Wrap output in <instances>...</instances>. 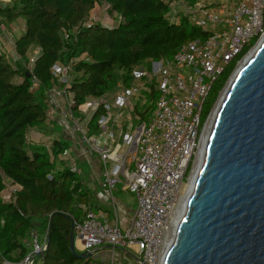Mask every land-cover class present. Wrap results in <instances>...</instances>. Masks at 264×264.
I'll return each mask as SVG.
<instances>
[{
	"label": "trees",
	"instance_id": "obj_1",
	"mask_svg": "<svg viewBox=\"0 0 264 264\" xmlns=\"http://www.w3.org/2000/svg\"><path fill=\"white\" fill-rule=\"evenodd\" d=\"M97 1L0 3L3 23L19 18L25 22L24 32L13 42L15 53L25 63L28 54L37 50L30 72L24 64L14 67L0 54V262H18L28 251V231L35 228L50 233L43 264L95 263L91 257L76 259L69 250L70 227L83 218L81 206L89 197L79 174L69 169L66 160L59 159L63 168L55 170V159L68 150V143L53 139L51 159L44 147L28 145L27 141L28 131L43 128L47 121L48 92L63 86L54 79L52 66L71 64L73 76L67 91L72 95V112L78 114L77 107L89 99L103 96L119 85H129L133 67L170 58L181 44L208 35L186 17H180L178 23L170 22L165 0H104L108 11L119 18L118 23L111 27L97 23L83 26ZM255 42L256 38L244 47L237 60ZM235 64L233 61L227 65L210 85L201 124ZM155 97L154 92L148 95L149 100ZM102 113L99 106L91 115L90 131L96 130ZM138 113L145 118L142 112ZM4 179L19 186L9 200L2 196Z\"/></svg>",
	"mask_w": 264,
	"mask_h": 264
},
{
	"label": "built area",
	"instance_id": "obj_2",
	"mask_svg": "<svg viewBox=\"0 0 264 264\" xmlns=\"http://www.w3.org/2000/svg\"><path fill=\"white\" fill-rule=\"evenodd\" d=\"M165 2L169 4L170 22L178 23L180 17H186L208 35L181 44L170 58L133 67L129 85H119L112 93V101L103 96L91 98L77 107L75 116L72 95L67 91L71 64L55 63L51 68L54 79L63 86L51 89L47 101L50 97H64L63 105L74 132L98 155L101 187L111 194L123 174L125 187L136 201L126 227L108 224L91 209L83 208V218L72 224L77 252H94L106 246L111 252L121 253L118 248H123L143 264H160L173 212L188 184L212 111L211 108L201 124L210 85L231 62L236 63L234 68L238 67L251 47L237 60L241 50L264 34V0ZM92 24L85 22L83 26ZM67 38L65 34L64 39ZM0 54L9 60L1 43ZM36 55V49L28 54L24 66L29 72ZM153 92L156 97L149 100L148 95ZM99 106L103 113L97 119L96 130L90 132V117ZM61 155L69 169L78 173L76 161L68 151ZM10 194L2 196L9 200ZM25 243L28 251L17 263L2 260L0 264H43L47 231L39 234L31 228ZM112 260L105 264H114Z\"/></svg>",
	"mask_w": 264,
	"mask_h": 264
},
{
	"label": "water",
	"instance_id": "obj_3",
	"mask_svg": "<svg viewBox=\"0 0 264 264\" xmlns=\"http://www.w3.org/2000/svg\"><path fill=\"white\" fill-rule=\"evenodd\" d=\"M251 50L223 86L194 183L160 264H264V34ZM69 250L76 259L93 253L77 252L72 225Z\"/></svg>",
	"mask_w": 264,
	"mask_h": 264
},
{
	"label": "crops",
	"instance_id": "obj_4",
	"mask_svg": "<svg viewBox=\"0 0 264 264\" xmlns=\"http://www.w3.org/2000/svg\"><path fill=\"white\" fill-rule=\"evenodd\" d=\"M185 1L190 2L192 0ZM0 3L10 4L11 0H0ZM116 18L118 21L119 18ZM24 30L25 22L22 18H19L9 24L3 23L0 20V43L6 50L7 56L10 57L8 61L14 67H19L23 64L25 65L22 59L15 53L13 47L14 40L20 34H22ZM32 51H34V49ZM62 104L63 102L60 97H50L48 101V108L50 107L54 111L55 109H58V107ZM47 121L45 122V124L47 123ZM38 129L40 128L35 127L31 128L28 131L27 141H29L31 138V140H33L34 142H45L46 139L44 138H46V136L44 134H36ZM64 132L65 135H60L61 139L68 143V155L75 159L79 177L81 178L82 183L88 191L89 200L86 201V205L81 207L91 209L98 215V217L102 221H105L108 224H118L120 227H126L133 216L136 207V201L133 199V195L125 187L126 179L124 175L121 174L119 176V179L111 194L106 193L100 185L102 181V174L98 155L89 150L88 146L80 140L79 136L76 133H74L73 128L67 129L65 125ZM62 158V155H59L58 158L55 159V170H61L63 168L62 165L58 162V160ZM4 184L5 189L2 192L3 196L9 195L10 193L15 192L19 189V186L9 179H4ZM96 250L101 251L102 254L95 257ZM95 251L93 252L94 256H92V258L94 260H97L96 264H105L107 261H109V259L114 257H116L117 260L120 261V263L117 261L118 264H123V260L120 257L121 255H123V253H120V255L116 250L111 252V250L106 246L98 247L95 249Z\"/></svg>",
	"mask_w": 264,
	"mask_h": 264
},
{
	"label": "rangeland",
	"instance_id": "obj_5",
	"mask_svg": "<svg viewBox=\"0 0 264 264\" xmlns=\"http://www.w3.org/2000/svg\"><path fill=\"white\" fill-rule=\"evenodd\" d=\"M89 22L93 23V24L97 23V24H100L103 26L111 27V26L116 25L117 18H116L114 13H110L108 11V6L104 2V0H98L95 3L94 7L89 12V16L87 18L86 23H89ZM236 68H234V70ZM72 76H73V73L71 74L70 78H72ZM116 90H117V87L113 91L103 95V98H105L107 101H112V97H113L112 93L115 92ZM222 92H223V87L219 92L220 96H221ZM62 102H64V97H62ZM216 104H215L214 108L216 107ZM214 108L212 107V109H214ZM65 109L66 108L63 106V104L60 105L58 107V109H55L54 111L50 107L49 108L47 107V114H48L47 120L48 121L43 126V128L38 129V131L36 132L37 135L40 133V134H44L46 136V138H44V139H46L44 143L34 142L33 140H31V138H30V140L28 139L29 140L28 145H37V146L44 147L48 151L51 159H52L51 149H50L51 141L53 139H56L57 137L61 139V136L65 135V132H64L65 125H66L67 129L73 128L72 119L70 118V116L66 115ZM74 115L76 116V114H74ZM73 130H74V128H73ZM90 132H93V131H90ZM32 135H35V134H32ZM52 137H54V138H52ZM58 162H59V160H58ZM64 163H65V161H64ZM132 197L135 200L134 196H132ZM36 225L40 227V224L38 222H36ZM41 232L42 231H40L38 229V233L40 234ZM101 254H102L101 251H98V250L95 251V257L100 256ZM92 256H94V255H92ZM120 257L123 260V264H134V262L131 259L125 258L124 255H121ZM92 260L96 261L95 264L97 263V260H94L93 258H92ZM112 261L114 262V264H118L117 261L120 263V261L117 260L116 257H114ZM104 262H106V261H104Z\"/></svg>",
	"mask_w": 264,
	"mask_h": 264
},
{
	"label": "bare ground",
	"instance_id": "obj_6",
	"mask_svg": "<svg viewBox=\"0 0 264 264\" xmlns=\"http://www.w3.org/2000/svg\"><path fill=\"white\" fill-rule=\"evenodd\" d=\"M252 50L249 52V54H247L243 61L251 54ZM242 64V61L240 62V64L238 65L237 68L240 67V65ZM224 91L225 89L223 90L221 96L219 97V101L221 99V97L223 96L224 94ZM219 101H217L219 103ZM218 103L216 104V107L213 109V111L211 112L210 116H209V119L208 121L206 122L205 124V128H204V131H203V134H202V139H201V142H200V146H199V149L196 153V157H195V160H194V163H193V167H192V171H191V174L189 176V180H188V184L179 200V203L177 205V207L175 208L174 212H173V216H172V220H171V223H170V228H169V231L167 233V236H166V240H165V244H164V248H163V251L161 252V255H163L164 251L166 250V248L168 247V245L170 244L172 238H173V235H174V231H175V228H176V225H177V222L181 216V213H182V210L184 208V205H185V202H186V199H187V196L192 188V185L194 183V180H195V175L198 171V168L200 166V163H201V160H202V156H203V149H204V146H205V142H206V139H207V136L209 134V131H210V127H211V124H212V121H213V118H214V115H215V111L218 107Z\"/></svg>",
	"mask_w": 264,
	"mask_h": 264
}]
</instances>
